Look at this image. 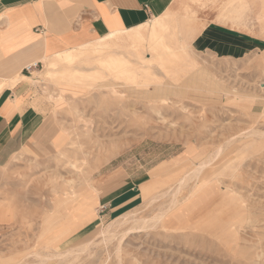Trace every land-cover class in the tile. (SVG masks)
<instances>
[{
    "label": "rangeland",
    "instance_id": "obj_1",
    "mask_svg": "<svg viewBox=\"0 0 264 264\" xmlns=\"http://www.w3.org/2000/svg\"><path fill=\"white\" fill-rule=\"evenodd\" d=\"M183 1L165 13L182 45L160 56L144 48L151 63L138 87L117 78L136 59L112 42L57 65L44 61L33 73V96L62 133L58 149L31 147L0 168V264H67L51 255L65 250H73V264H264V7L199 0L185 8ZM209 22L263 46L234 54L198 48L194 37ZM112 49L102 65L88 64ZM65 66L82 77L59 81ZM172 67L180 70L168 73ZM199 163L197 180L212 181L192 193L187 178L177 194L179 178ZM123 188L136 199L105 209ZM130 210L127 222H112ZM98 212L99 223H87Z\"/></svg>",
    "mask_w": 264,
    "mask_h": 264
},
{
    "label": "crops",
    "instance_id": "obj_2",
    "mask_svg": "<svg viewBox=\"0 0 264 264\" xmlns=\"http://www.w3.org/2000/svg\"><path fill=\"white\" fill-rule=\"evenodd\" d=\"M180 1L0 0V168L31 147L58 149L57 138L62 130L52 114L34 98L30 80L44 61L48 66L57 65L89 45L93 47L91 50L97 51L96 46L105 50L99 44L110 36L114 45L131 50L133 41L126 31L144 36L145 29L144 37L148 36V21L167 13ZM198 1L184 0L183 5L190 8ZM253 1L241 0L240 3L249 6ZM259 1L263 8L264 0ZM193 28L200 30L198 24ZM121 37L128 39L124 40L125 46L120 45L124 42ZM194 40L198 48L207 46L230 54L246 47L263 46V41L217 22L207 23ZM113 50H106L103 57L90 58L88 64H100L102 58L108 60L116 55ZM82 62L86 64V58ZM68 67L71 71L83 72L65 66L56 73ZM69 78L65 75L58 80L67 82ZM132 189L115 194L103 207L111 206L109 211L113 212L131 204L136 199ZM99 220L100 213L87 223L95 224ZM80 225L82 223L75 225L76 228L73 226L71 233Z\"/></svg>",
    "mask_w": 264,
    "mask_h": 264
},
{
    "label": "bare ground",
    "instance_id": "obj_3",
    "mask_svg": "<svg viewBox=\"0 0 264 264\" xmlns=\"http://www.w3.org/2000/svg\"><path fill=\"white\" fill-rule=\"evenodd\" d=\"M168 21H171V20H168ZM173 23V22H172ZM150 25V30H149V34H148V36H146V37H144V36H142V35H140V34H138L137 32H130V31H126L130 36H131V39H132V41H133V45H132V48H131V50H129L130 51V53H129V55L131 56V57H134L135 59H136V61L134 60V61H131L129 64H127L126 66H125V68L124 67H120V74H119V76H117V78H123L124 80H125V82L127 81V82H129V83H132L133 85H137V83L139 82L138 80H137V76H138V74H141V72L142 71H145V72H147L149 69H148V66H149V64L151 63L150 61H145V60H143V54H144V52H143V50H144V48L146 49V50H151L152 51V53H154V54H156V55H158V56H160V55H162V54H165V52L166 51H172V46L173 45H182V39L181 38H179L178 37V34H177V32L175 31V28H174V26H170V25H168V22H167V20H166V14H163L162 16H159V17H156V18H154L153 19V21H152V23L151 24H149ZM174 25H175V23H174ZM171 27L172 29L170 30V31H166L167 29H168V27ZM117 36L115 35L114 36V41H116V38ZM111 36L109 37V38H107V39H105V40H107V41H104V42H107V43H109L110 42V40H111ZM167 40H169V42H167ZM187 60H189L188 58H187ZM187 62V61H186ZM188 63V62H187ZM119 65H122V64H117V67L119 66ZM183 65V64H182ZM187 65V64H186ZM182 69V68H181ZM183 69H185V68H183ZM180 70V67H172L171 69H169L167 72L168 73H171V74H175V73H177L178 71ZM93 72H96V70L95 71H92V70H90V71H88V73L89 74H91L92 73V75H94L93 74ZM102 71H100V73H101ZM185 72V71H184ZM66 76H68V77H71V78H69V79H67V81H76V80H79L81 77H82V74H83V72H74V71H71L70 69H69V67L68 68H66V69H64L63 70V72H61L60 74H57V76H55V78L56 79H58L59 77H64L65 75ZM144 74V73H143ZM105 76V75H104ZM23 77H25V76H23ZM99 78V77H98ZM103 78H105V77H103ZM102 78V79H103ZM116 78V77H115ZM105 80V79H104ZM110 80V79H109ZM100 81V80H99ZM103 81V80H102ZM101 81V82H102ZM105 81H107L108 82V79L107 80H105ZM96 83H97V80L95 81ZM95 82H93V83H95ZM113 82H115V81H113ZM113 82H111V83H113ZM93 83H89V84H93ZM110 83V86H112V88L115 86V85H113V84H111ZM104 84V83H103ZM88 85V84H87ZM118 85H120V84H118ZM122 85V84H121ZM96 86V85H95ZM102 86V85H101ZM106 86H107V84H106ZM109 86V85H108ZM103 87H104V85H103ZM137 87H138V85H137ZM98 88V87H97ZM222 88V87H221ZM228 143V142H227ZM231 143V142H230ZM226 144V143H225ZM224 146V145H223ZM222 146V147H223ZM225 147V146H224ZM219 148V147H218ZM217 148V149H218ZM217 149H215V150H217ZM219 152H221V147H220V150H218ZM216 152V151H215ZM215 154V153H214ZM213 154V155H214ZM208 156V155H207ZM208 157H210V156H208ZM207 157V158H208ZM206 160V158H204V160L203 161H205ZM201 161V160H200ZM207 161V160H206ZM205 161V162H206ZM195 163V162H194ZM198 165V164H197ZM204 165V164H203ZM203 165H202V163H199V165L198 166H196L195 168H193L192 170H191V173L189 172L188 174V177L185 175V173L183 174V176L182 177H180L179 178V184H176V185H178V188L175 190V192L178 194V192H180L181 191V189L184 187L183 185L184 184H186L187 185V183H186V181H187V178L188 179H193L194 180V184H193V181H192V189H193V191L192 190H190V192L192 191V193L195 191H198V189H200L203 185H205L206 183H208V182H210V181H212V179H208V178H206V177H203V178H200L199 180H197V178H198V174L200 173V171H201V169H202V167H203ZM188 169V168H187ZM188 171V170H187ZM186 171V172H187ZM199 181V182H198ZM188 182H189V180H188ZM190 182H191V180H190ZM198 182V183H197ZM178 183V182H177ZM130 184V183H129ZM128 184V185H129ZM125 186V185H124ZM176 187V186H175ZM96 189V188H95ZM123 189H125V188H123ZM117 190V189H116ZM122 192V191H121ZM113 193V192H112ZM191 193V194H192ZM183 196V195H182ZM186 198V197H185ZM184 198V199H185ZM184 199L183 200H181V201H184ZM196 200H200V196H197L196 197ZM112 201V200H111ZM173 203H174V201H173ZM175 204V203H174ZM182 204V203H181ZM173 205V204H172ZM198 205H199V203H197V207H198ZM125 208V207H124ZM127 209V208H126ZM125 209V210H126ZM171 209V208H170ZM187 208H186V205H180V207H179V213L183 216L185 213H187ZM190 210H188V212H189ZM132 214V211L130 210V211H127V212H125V213H123V214H121L120 216H118V217H116V218H114L113 220H112V222H115L116 221V219H119V220H121V221H124V222H127L128 220V218H129V216ZM114 216H116V215H114ZM131 220V219H130ZM136 221V220H135ZM137 221H140V220H137ZM138 222H136V224H137ZM140 225H142L143 224V222H142V224L141 223H139ZM135 224H133V225H131V227L132 226H134ZM139 225V226H140ZM110 226V225H109ZM137 226H138V224H137ZM139 226H138V228H139ZM135 227V226H134ZM133 227V228H134ZM141 228V227H140ZM107 229H108V227H107ZM107 229H105V230H102V229H100L98 232V234H99V236L100 235H102V234H104V232H106V230ZM137 229V228H136ZM132 230V229H131ZM134 230V229H133ZM109 231V230H108ZM127 231H128V229H127ZM110 232V231H109ZM111 232H112V230H111ZM110 232V233H111ZM114 232V231H113ZM107 233V232H106ZM123 234H126V233H123ZM106 235V234H105ZM104 235V236H105ZM107 235H108V233H107ZM110 235H112V233L110 234ZM110 235H108V236H110ZM103 236V235H102ZM101 236V237H102ZM122 236V235H121ZM106 237V236H105ZM105 237H103V238H105ZM112 237V236H111ZM111 237H109V238H111ZM123 237H124V235H123ZM102 238V239H103ZM106 238H108V237H106ZM105 238V239H106ZM86 245L84 246V248H82V250H85L86 248ZM73 252V250H65V251H62V252H55V253H57V254H51V255H53L54 257L56 256V257H58V258H65L66 259V262H67V264H73L72 263V261H69V260H67V256H69V254H71ZM36 256L35 257H37V256H41L39 253H36L35 254ZM42 255H45V254H42ZM38 258V257H37ZM40 258H42V257H40ZM43 258H45L44 256H43ZM77 258V257H76ZM74 260H76L75 259V257L73 258ZM41 262V261H40ZM43 262V261H42ZM40 264V263H39Z\"/></svg>",
    "mask_w": 264,
    "mask_h": 264
}]
</instances>
